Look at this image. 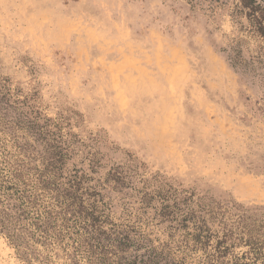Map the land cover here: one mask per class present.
Returning <instances> with one entry per match:
<instances>
[{
  "label": "rangeland",
  "instance_id": "rangeland-1",
  "mask_svg": "<svg viewBox=\"0 0 264 264\" xmlns=\"http://www.w3.org/2000/svg\"><path fill=\"white\" fill-rule=\"evenodd\" d=\"M236 4L0 0V149L58 158L110 264H264V42Z\"/></svg>",
  "mask_w": 264,
  "mask_h": 264
},
{
  "label": "trees",
  "instance_id": "trees-1",
  "mask_svg": "<svg viewBox=\"0 0 264 264\" xmlns=\"http://www.w3.org/2000/svg\"><path fill=\"white\" fill-rule=\"evenodd\" d=\"M235 7L248 19L245 31L264 42V5L238 0ZM57 159L33 170L0 149V233L22 264H57L60 255L64 264H110L76 180L61 189L46 178L45 169Z\"/></svg>",
  "mask_w": 264,
  "mask_h": 264
},
{
  "label": "bare ground",
  "instance_id": "bare-ground-1",
  "mask_svg": "<svg viewBox=\"0 0 264 264\" xmlns=\"http://www.w3.org/2000/svg\"><path fill=\"white\" fill-rule=\"evenodd\" d=\"M116 72H117V71H116ZM115 83H116V82H115ZM116 84H117V83H116ZM123 86H124V85H123ZM116 87H117V86H116ZM116 89H117V88H116ZM119 90H121V89H119ZM122 90H124V89H122ZM122 90H121V91H122Z\"/></svg>",
  "mask_w": 264,
  "mask_h": 264
}]
</instances>
